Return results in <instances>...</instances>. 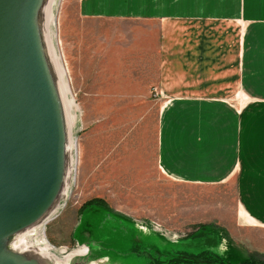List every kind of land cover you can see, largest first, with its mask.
Masks as SVG:
<instances>
[{"label": "rangeland", "instance_id": "rangeland-1", "mask_svg": "<svg viewBox=\"0 0 264 264\" xmlns=\"http://www.w3.org/2000/svg\"><path fill=\"white\" fill-rule=\"evenodd\" d=\"M144 1L150 2L146 9L172 4V15L89 20L81 17L76 0H62L56 8L55 43L78 115L73 129L78 162L65 206L46 226L48 241L59 255L77 249L74 232L80 214L98 202L162 233L136 232V246L127 233L113 232L108 249L92 247L94 259L107 256L110 264H150L158 255L172 259L180 253L209 251L231 264L252 255L264 264V223L259 217L264 181V0ZM148 19L155 24L167 20V37L173 32L170 38L178 39L168 51L186 64L184 77L156 78L159 24ZM164 86L182 94L170 95L168 89L167 94L161 90ZM183 89L195 94H183ZM173 98L191 103L186 109H172L183 110L187 133L232 135L241 141L242 158L230 181L186 186L160 168L159 118ZM182 119L173 120L180 126ZM245 201L258 210V215L252 212L257 226L242 221L240 203Z\"/></svg>", "mask_w": 264, "mask_h": 264}, {"label": "water", "instance_id": "water-1", "mask_svg": "<svg viewBox=\"0 0 264 264\" xmlns=\"http://www.w3.org/2000/svg\"><path fill=\"white\" fill-rule=\"evenodd\" d=\"M44 3L45 0H0V264H45L7 253L2 241L27 224L45 222L57 208L52 220L69 197L68 194L62 200L57 196L64 188L71 163L60 144L62 135L65 137L61 108L44 71L43 52L42 59L35 51L33 55L28 33L30 8H34V20L41 21ZM75 144L71 186L78 162L77 140ZM60 153L64 154L62 162ZM97 207L89 206L80 215L74 232L77 249L61 251V255L52 250L63 263L69 256L67 264H110L107 256H91L92 247L109 248L113 232L127 233L136 246L140 241L136 232L148 236L162 233L126 217L109 212L107 215ZM106 215L108 222L104 220ZM76 238L85 241L81 243ZM81 247L87 251L79 253Z\"/></svg>", "mask_w": 264, "mask_h": 264}, {"label": "crops", "instance_id": "crops-1", "mask_svg": "<svg viewBox=\"0 0 264 264\" xmlns=\"http://www.w3.org/2000/svg\"><path fill=\"white\" fill-rule=\"evenodd\" d=\"M78 2V10L84 19L94 20V19H104L115 20L123 16V18L131 19L133 16L140 19L142 15L149 14L153 18L164 17L165 15H172L173 8L172 4L169 6H164L161 8L159 5L146 9L144 6L150 5V2L144 0H76ZM156 1V0H149ZM181 14V13H180ZM140 16V17H139ZM131 17V18H130ZM157 20V19H156ZM147 21L154 23L152 19ZM156 39H157V62L155 74L158 80H167L172 78H180L185 75L182 74L183 70H186V64L178 58H172V50L168 51V47L172 46V41L175 45L178 44V39H172L168 34V26H166V21L159 20ZM173 24V23H172ZM173 30V29H172ZM171 30V31H172ZM174 31V30H173ZM169 32V31H168ZM167 48V50H166ZM184 65V66H183ZM178 72L180 74H177ZM169 90L170 95H180L181 92L178 90H172L164 86L161 90L167 93ZM186 91V90H181ZM194 91V90H192ZM164 92V93H165ZM195 94L194 92H184L183 94ZM168 94V93H167ZM198 95V94H197ZM199 101L197 98L192 99ZM191 103L186 100L182 101L179 98H173L168 101L165 105L164 110L159 118V131H158V165L163 170V172L172 180L193 187L201 186H218L230 181L231 177L234 175L238 165L240 164L241 155V141L237 136L228 135L225 138L220 136H205L199 135L194 130L192 133H187L186 124L184 121L183 110L174 114L175 111L172 109L174 107H185L189 108ZM183 117V122L179 126L174 123L173 119ZM182 126V127H181ZM203 137V138H201ZM178 138V141H175ZM179 143L178 147L176 145ZM175 148V149H174ZM261 205L259 209L260 221L264 223V181L261 182ZM250 201V200H249ZM92 205H87L83 210ZM101 207L102 210L109 213L125 217L124 215L116 212L105 205H97ZM249 213H247L246 211ZM252 205H247L245 203H240V211L242 221L248 223L251 220L252 225L257 226L258 223L253 218V214H257L258 210ZM81 212V213H82ZM102 212V211H101ZM104 213V212H102ZM101 213V214H102ZM81 215V214H80ZM105 216V221L108 222L110 218ZM252 217H251V216ZM258 215V214H257ZM103 220V221H104ZM80 222V218L76 227ZM249 224V223H248Z\"/></svg>", "mask_w": 264, "mask_h": 264}, {"label": "bare ground", "instance_id": "bare-ground-1", "mask_svg": "<svg viewBox=\"0 0 264 264\" xmlns=\"http://www.w3.org/2000/svg\"><path fill=\"white\" fill-rule=\"evenodd\" d=\"M62 0H45L44 6L41 9V21L34 20L33 11L31 7L29 10V26L28 33L31 43L32 53H37L38 57L42 59V52L44 58V71L47 72V79L53 88L56 100H58L62 114V135L60 144L64 148V153L70 157V166L67 171L64 188L59 193L58 199L65 200L68 197L71 179L73 177L75 166V139L73 137V129L77 124L78 115L74 100L71 96V91L68 83L67 72L64 66L61 53L58 52L54 43V38H57L55 26H57L58 18L56 15V8L60 5ZM59 7V6H58ZM36 10V9H35ZM38 11V9H37ZM57 42V41H56ZM41 53V54H40ZM62 153H60L59 160L62 162ZM57 209V208H56ZM56 209L52 212L55 213ZM48 215L45 222L40 224H27L17 232L11 234L8 238L2 241V249L7 253L17 255L18 258L24 260L39 259L45 264H67V260L63 261L52 253L54 249L49 243L46 235V226L51 221V215ZM251 223V220H248ZM79 253H85L86 247H81Z\"/></svg>", "mask_w": 264, "mask_h": 264}, {"label": "trees", "instance_id": "trees-1", "mask_svg": "<svg viewBox=\"0 0 264 264\" xmlns=\"http://www.w3.org/2000/svg\"><path fill=\"white\" fill-rule=\"evenodd\" d=\"M89 205H100L98 202L90 203ZM231 264L224 256L219 253L203 252L199 255L180 253L172 259L153 258L150 264ZM239 264H262L257 256H249Z\"/></svg>", "mask_w": 264, "mask_h": 264}]
</instances>
